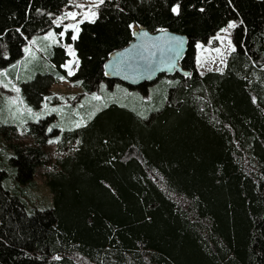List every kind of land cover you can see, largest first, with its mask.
Wrapping results in <instances>:
<instances>
[{"label":"trees","instance_id":"1","mask_svg":"<svg viewBox=\"0 0 264 264\" xmlns=\"http://www.w3.org/2000/svg\"><path fill=\"white\" fill-rule=\"evenodd\" d=\"M68 4L0 0V71L12 70L29 108L51 103L61 77L91 96L58 122L60 142L75 147L46 173L51 205L31 208L18 191L34 185L59 128L33 132L41 119L24 128L34 144L9 143L17 190L0 163V264H264V0H104L76 39L66 29L58 43L40 40L18 72L30 37L60 36L55 20ZM233 20L224 71L199 72L196 43ZM134 25L184 33L190 74L138 86L105 77L104 61ZM64 43L78 58L73 75ZM9 127H0L7 140Z\"/></svg>","mask_w":264,"mask_h":264},{"label":"rangeland","instance_id":"2","mask_svg":"<svg viewBox=\"0 0 264 264\" xmlns=\"http://www.w3.org/2000/svg\"><path fill=\"white\" fill-rule=\"evenodd\" d=\"M98 4L99 0H69L68 6L57 15L55 20V23L62 27L60 36L53 28H50L39 35L30 37L26 43V49H28V52L25 53L26 58H24L22 62L19 61L16 63V69H18V72H22L24 67H26L35 55L43 49L40 45V40L47 47L49 44L58 43L60 40L59 37L62 41L66 29H71L75 36L81 20L92 19L96 16V8ZM93 13H95L94 16ZM231 22L235 21L233 20L230 21V23ZM228 25L229 24L222 27L208 42L196 43V64L201 70H206L207 68L219 69L222 66H225L224 64H226L228 54L234 48L232 41V28H228ZM225 28H228L226 32L221 31ZM49 33H52V35L49 36ZM218 36L222 39H217ZM45 37H47V39H45ZM44 44H42L43 47H45ZM64 44L67 48V53L69 54L64 67L68 72L71 71L73 73L77 68L78 58L72 43ZM217 48L220 49L219 53L215 51ZM11 71L12 70L7 71L5 69L0 75V127L5 126V132L12 135L9 125L14 124L17 127V131L16 135L7 140L3 136L4 133L0 130V163L6 170V176L9 177V183L13 187H15L14 181L17 168L9 159L11 155H14V148H12L9 143L18 142L22 145L34 144L35 137L27 130L30 128V123L41 119H46V122L44 123L45 125L32 128L33 132L40 134L38 131H43L44 128H46L44 129L46 132H55V130L59 128V132H57L58 138L51 136L44 144V150L48 162L36 166L33 175L34 185L24 193L18 191L23 195L28 206H31V208H42L52 204L51 191L46 183V173L54 169L58 158L72 152L75 147L74 144H71L73 142H69V145H63V143L60 142V139L61 141L64 139V131L62 129L64 127L63 125L58 124V122L64 119L65 113H68L70 109H73V111L80 109L90 95L84 96L78 85L65 79L60 81V83L51 85L49 91L50 95H53V99L50 101L51 103L48 104V100H46L40 109L32 110L23 101L21 97V84L18 82V79H12ZM22 74L20 75V80H24ZM157 79H163V76L159 75ZM94 92H96V96H100L98 91ZM77 95L83 96L76 98ZM58 113L62 114L61 117H59ZM49 141L52 142L50 143ZM22 173L24 174V172ZM15 189L17 190L16 187Z\"/></svg>","mask_w":264,"mask_h":264},{"label":"water","instance_id":"3","mask_svg":"<svg viewBox=\"0 0 264 264\" xmlns=\"http://www.w3.org/2000/svg\"><path fill=\"white\" fill-rule=\"evenodd\" d=\"M141 32L147 35L141 36ZM187 47L188 38L184 33L168 28L151 31L145 26L134 25L131 40L112 50L104 61V75L125 82L129 86L152 82L159 75H170L176 71L188 75L190 70L181 65ZM177 52L179 55H176ZM171 59L175 61L173 64L169 63ZM149 62L155 70H148Z\"/></svg>","mask_w":264,"mask_h":264},{"label":"snow or ice","instance_id":"4","mask_svg":"<svg viewBox=\"0 0 264 264\" xmlns=\"http://www.w3.org/2000/svg\"><path fill=\"white\" fill-rule=\"evenodd\" d=\"M99 3H101V4H103L104 3V0H99ZM172 12L173 13H176V14H179V12H180V6L179 5H176V6H174L172 9ZM201 11H203V9H201ZM70 15H74V14H70ZM95 15V13H93V16ZM237 25L235 24V22H231V23H229V25H228V28H235ZM69 27H74V26H69ZM228 28H225V29H222L221 31H227L228 30ZM52 35V33H49V36H51ZM62 35V34H61ZM140 35L141 36H146L147 35V33H145V32H141L140 33ZM45 39H47V37H45ZM73 39H76V37L75 36H73ZM217 39H222L221 37H217ZM230 43V42H229ZM235 49L233 48V51H234ZM25 51H28V49H26ZM215 51L216 52H220V49L219 48H217V49H215ZM176 55H179V53L177 52L176 53ZM143 59H145V60H147L148 59V57H142ZM175 61H174V59H171L170 61H169V63L170 64H173ZM148 70H155V67L154 66H151L150 65V62H149V67H148ZM69 75H73L74 73H72L71 71H69V73H68ZM61 79H63V77H61ZM18 91V90H17ZM95 99H100V97H98V96H96V97H94ZM77 126H79V125H77ZM50 143L52 142V141H49Z\"/></svg>","mask_w":264,"mask_h":264},{"label":"crops","instance_id":"5","mask_svg":"<svg viewBox=\"0 0 264 264\" xmlns=\"http://www.w3.org/2000/svg\"><path fill=\"white\" fill-rule=\"evenodd\" d=\"M229 23H230V22H229ZM229 23H228V24H229ZM218 31H219V30H218ZM218 31H217V32H218ZM217 32H216V33H217ZM216 33H215V34H216ZM27 52H28V51H27ZM27 52H26V53H27ZM228 55H229V54H228ZM64 64H65V63H64ZM64 64H63V67H64ZM224 65H225L224 67L222 66V67L219 68V69H216V68H214V69H208V68H207L206 70H201V69L199 68L198 65H197V67H198L199 72H201V73H204V72H206V71H208V70H215V71H220V72H222V71H224V69H225V67H226V64H224ZM65 69H66V68H65ZM3 70H5V69H2L0 72L2 73ZM66 70H67V69H66ZM263 70H264V68H263ZM67 72H68V71H67ZM68 73H69V72H68ZM12 79H16V78H13V77H12ZM65 79H67V78H63V79L60 78V79H58L57 81H55L54 83H52V85L55 84V83H60V81L65 80ZM50 88H51V86H50Z\"/></svg>","mask_w":264,"mask_h":264}]
</instances>
